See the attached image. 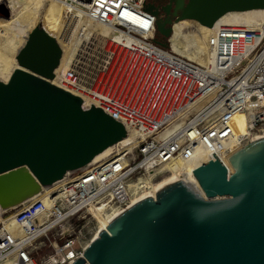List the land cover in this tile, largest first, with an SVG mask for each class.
<instances>
[{
	"label": "built area",
	"instance_id": "2783aa9c",
	"mask_svg": "<svg viewBox=\"0 0 264 264\" xmlns=\"http://www.w3.org/2000/svg\"><path fill=\"white\" fill-rule=\"evenodd\" d=\"M79 1L81 17L111 28L102 52L88 57L97 65L104 53L107 64L89 71L81 53L50 83L79 98L83 112L100 109L126 137L104 160L67 172L54 192L2 209L0 264H72L95 239L94 213L120 214L179 167L264 137V25L214 26L202 65L170 39L169 49L156 42L148 0Z\"/></svg>",
	"mask_w": 264,
	"mask_h": 264
},
{
	"label": "water",
	"instance_id": "95a60500",
	"mask_svg": "<svg viewBox=\"0 0 264 264\" xmlns=\"http://www.w3.org/2000/svg\"><path fill=\"white\" fill-rule=\"evenodd\" d=\"M181 4L178 2L177 9ZM264 0H189L179 17L204 26ZM168 39L173 29L157 21ZM58 43L21 50L0 83V206L18 207L126 137L100 109L51 84ZM72 264H264V137L159 186L115 217Z\"/></svg>",
	"mask_w": 264,
	"mask_h": 264
},
{
	"label": "bare ground",
	"instance_id": "6f19581e",
	"mask_svg": "<svg viewBox=\"0 0 264 264\" xmlns=\"http://www.w3.org/2000/svg\"><path fill=\"white\" fill-rule=\"evenodd\" d=\"M3 1L7 3V9L10 15L5 18L0 16V83H7L13 74L21 69L16 58L21 50L30 46L32 43L41 48H48L54 43L60 45L62 49V58L60 66L55 71L57 75H60L72 67L78 60L77 55H80L84 52V49H86L85 46L92 50L93 55L100 54L103 46L101 45L99 48L100 50H98L95 43L100 41L104 45L105 39L108 38L111 33V28L108 26L96 25L81 17L82 14L76 6V3L80 2L79 0H72L71 3L69 0H0V3ZM8 4H10L13 13L8 8ZM222 23L243 24L249 27L264 25V9L227 13L219 18L214 26H218ZM212 30L213 27L204 26L193 17L180 18L174 26L173 34L169 39L176 53L182 56L190 53L192 55L189 56L191 60L206 65L209 59L207 41ZM67 32L73 35L69 39L67 38ZM179 41L185 42L187 45L184 47L183 43L180 44ZM93 46L94 49H92ZM106 64L107 57L103 53V57L100 61L98 60L95 70L104 68ZM52 83L57 84L56 80H54V82L52 81ZM131 142H133L132 137L124 141L123 144L129 145ZM111 154L112 148L109 146L97 154L93 162H100ZM204 161L205 160H202L198 164L192 166L183 165L179 167L174 170L172 173L173 175L171 174L172 176L169 175L160 181L156 188L192 170ZM55 186L57 185L40 188L29 200L40 198L44 192H46L44 194L54 192ZM147 194L149 193L141 195L134 200L133 204ZM1 211L2 208L0 206V212ZM100 212L101 211L94 213V215L104 216L106 218V224L101 226L95 238H97L100 232L104 231L111 224V221L119 214L117 212L114 214ZM0 220L2 219L0 218Z\"/></svg>",
	"mask_w": 264,
	"mask_h": 264
},
{
	"label": "flooded vegetation",
	"instance_id": "af4514ba",
	"mask_svg": "<svg viewBox=\"0 0 264 264\" xmlns=\"http://www.w3.org/2000/svg\"><path fill=\"white\" fill-rule=\"evenodd\" d=\"M188 1L189 0H148L147 7L156 15L157 21L166 23V28H172L174 20L181 15ZM178 2L182 6L179 9H177ZM160 38L164 37L160 35Z\"/></svg>",
	"mask_w": 264,
	"mask_h": 264
},
{
	"label": "rangeland",
	"instance_id": "374dc122",
	"mask_svg": "<svg viewBox=\"0 0 264 264\" xmlns=\"http://www.w3.org/2000/svg\"><path fill=\"white\" fill-rule=\"evenodd\" d=\"M8 8L10 9V11H12V13H13V10L10 8V4H8ZM9 15H10V13H9V10L7 9V3L6 2H2V3H0V16L1 17H9ZM180 18H182V17H177L175 20H174V22H173V24H172V28L177 24V22H178V20L180 19ZM72 27H74V26H72ZM73 29V28H72ZM174 29V28H173ZM174 31V30H173ZM172 34H173V32H172ZM69 35V36H68ZM73 35H72V33H70V32H67V38L69 39V38H71ZM171 38V37H170ZM170 42V41H169ZM179 43L180 44H182L183 42L182 41H179ZM96 45H97V49L98 50H100L99 48H100V46L102 45V46H104L103 45V43L102 42H97V43H95ZM187 44L184 42L183 43V46L185 47ZM85 48H87V46H85ZM170 48H171V45H170ZM92 49H94V46H93V48ZM83 53H87V56H86V59H88V57H95L96 55H91V54H89L88 53V51L87 50H85L84 49V52ZM90 55V56H89ZM80 56V55H79ZM79 56L77 55V59L79 60ZM189 56H192L190 53H188V54H185V56L184 57H186V58H189V59H191ZM17 61V60H16ZM85 61V60H84ZM88 61H90V62H86L85 61V63H84V65H85V67L86 68H88V70L89 71H91V68L93 69L94 67H95V65H96V60L95 59H88ZM179 172V171H178ZM178 172H175V173H178ZM173 175V174H172ZM172 175H170V176H172ZM95 216V215H94ZM94 219L95 220H93L92 221V223L90 224V235H96V234H98V232H99V230H100V228H101V226L102 225H105L106 224V218L104 217V216H95L94 217ZM94 235V236H95Z\"/></svg>",
	"mask_w": 264,
	"mask_h": 264
},
{
	"label": "trees",
	"instance_id": "16d2710c",
	"mask_svg": "<svg viewBox=\"0 0 264 264\" xmlns=\"http://www.w3.org/2000/svg\"><path fill=\"white\" fill-rule=\"evenodd\" d=\"M169 38L166 39V38H160V34L157 33V36H156V42L161 45V46H164L166 48H170V44L168 42Z\"/></svg>",
	"mask_w": 264,
	"mask_h": 264
}]
</instances>
